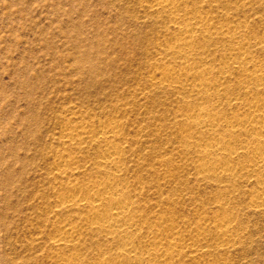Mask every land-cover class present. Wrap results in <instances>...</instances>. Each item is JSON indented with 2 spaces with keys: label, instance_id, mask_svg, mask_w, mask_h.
Here are the masks:
<instances>
[{
  "label": "rangeland",
  "instance_id": "374dc122",
  "mask_svg": "<svg viewBox=\"0 0 264 264\" xmlns=\"http://www.w3.org/2000/svg\"><path fill=\"white\" fill-rule=\"evenodd\" d=\"M176 1L157 11L150 0H0V264H112L125 239L145 251L150 238L172 256L147 264H264V169L240 152L230 176L203 177L193 115L205 107L233 121L264 101L244 75L264 64V0ZM174 17L203 19L212 34L196 31L193 51L175 53L184 34ZM235 48L252 62L225 68ZM186 64L214 88L198 93L161 75ZM107 125L119 127L125 195L157 236H108L85 220L89 209L59 206L69 181L111 178L94 142ZM239 128L224 122L203 139L217 134L234 149L256 141ZM229 219L232 240L219 234ZM67 223L80 233L59 249Z\"/></svg>",
  "mask_w": 264,
  "mask_h": 264
},
{
  "label": "bare ground",
  "instance_id": "6f19581e",
  "mask_svg": "<svg viewBox=\"0 0 264 264\" xmlns=\"http://www.w3.org/2000/svg\"><path fill=\"white\" fill-rule=\"evenodd\" d=\"M150 2L151 8L157 11L162 9L174 11L182 7L176 0H150ZM183 24L184 27H181ZM173 26L181 29L184 34L175 49H173L175 53L189 54L193 51V34L196 31H202L205 39L212 34L211 25H208L203 19L195 24L187 25L185 24V18L174 17ZM240 54H242L243 57H240L242 56ZM231 55L232 62L225 64V68H234L236 65L242 66V64L252 62L246 51H241L240 48L233 49ZM234 57H239L240 61L238 58ZM186 67L187 70L181 71L166 69L161 75L163 78H166L167 80L169 79L178 85L184 84L185 82H192L193 91L198 93H206L208 90L214 88V83L209 82L205 78V73L193 71V67L188 64H186ZM244 75L249 79L259 81L260 86L264 87V64L253 65V70H245ZM248 108L251 114L250 116L236 118L233 121L221 117L218 118L205 107H200L194 111V132L199 134V137H201V140L203 143L205 142L206 145L199 150L198 154L200 161L199 167L203 177L230 176L231 166L234 161H239L241 157L240 152H253L252 159L247 161L249 164L248 166L253 169L254 167H261V169H264V101L255 99L249 103ZM224 122L240 127L239 129L241 132L253 136L256 141L245 144L241 146V148L234 149L233 147L226 146L225 143H223L225 138L217 134L210 139H203L205 137L204 134L214 133L215 129L220 127ZM118 128V125L103 126L97 132L94 139L95 143L104 145L105 147L100 156L101 164L110 167L111 178L89 186H84L76 181H69L64 184V187L68 189L70 196L61 198L59 206L63 208L75 207L89 209V215L85 220L92 228L104 230L108 236L120 234L131 238L133 235L145 230L148 233L157 236L160 234V231H154L152 229L151 225L147 222L148 217H146L144 213L137 211L133 203L125 195V190L128 186L123 183V176L121 175L123 171V149L116 142L119 137ZM74 130H81L80 132L82 133H89L90 128L88 126H78ZM224 154L230 156L228 161L221 159ZM61 158L64 159L65 157L62 155ZM64 161H66V158ZM248 166L246 165V167ZM250 169L251 168L248 170ZM255 171L257 173V169H255ZM262 195L258 194L257 197L254 196L256 201H258L260 199L259 196L262 197ZM230 225L231 219L223 223V226L226 227L219 230L221 238L232 240L234 235L229 229ZM79 233L80 229L77 225L75 226L67 223L60 228L58 235L54 238L53 245L59 249L69 248L73 242L71 238L78 237ZM147 243L152 248L143 251L138 247H135L131 240L125 239L119 257L112 264H147L148 261L152 259L155 260L162 257L169 258L172 256V253L169 250L161 253V251L156 248L158 245L156 238H150ZM62 260L64 263L65 259Z\"/></svg>",
  "mask_w": 264,
  "mask_h": 264
}]
</instances>
